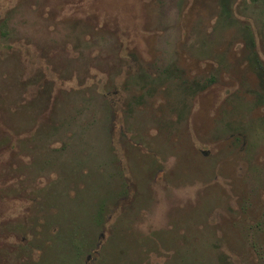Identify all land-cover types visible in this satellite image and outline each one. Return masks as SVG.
I'll return each mask as SVG.
<instances>
[{
  "label": "rangeland",
  "instance_id": "obj_1",
  "mask_svg": "<svg viewBox=\"0 0 264 264\" xmlns=\"http://www.w3.org/2000/svg\"><path fill=\"white\" fill-rule=\"evenodd\" d=\"M264 0H0V264H264Z\"/></svg>",
  "mask_w": 264,
  "mask_h": 264
},
{
  "label": "trees",
  "instance_id": "obj_2",
  "mask_svg": "<svg viewBox=\"0 0 264 264\" xmlns=\"http://www.w3.org/2000/svg\"><path fill=\"white\" fill-rule=\"evenodd\" d=\"M256 67L260 70V76H263L264 74V70H263V66L261 65L260 61H256ZM264 100V97H261Z\"/></svg>",
  "mask_w": 264,
  "mask_h": 264
}]
</instances>
